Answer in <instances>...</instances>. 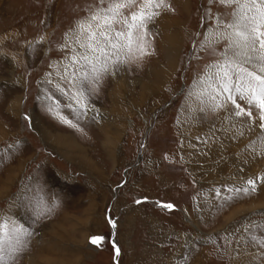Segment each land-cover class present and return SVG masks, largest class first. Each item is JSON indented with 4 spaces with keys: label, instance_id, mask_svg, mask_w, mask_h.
<instances>
[{
    "label": "rangeland",
    "instance_id": "1",
    "mask_svg": "<svg viewBox=\"0 0 264 264\" xmlns=\"http://www.w3.org/2000/svg\"><path fill=\"white\" fill-rule=\"evenodd\" d=\"M168 2L171 10L148 25L151 55L119 70L133 83L123 99L126 121L104 124V112L121 109L110 98L113 76L85 92L84 110L61 79L65 34L96 0H0V215L32 232L15 264H264L253 239L264 234V183L247 194L224 187L264 173V155L249 146L256 140L259 152L261 130L257 123L231 139L223 110H199V77L224 42L216 55L201 44L216 39L217 16L231 19L232 8L218 0ZM130 56H140L135 43ZM63 134L76 144H65ZM218 144L237 157L226 159L227 173L213 175L222 161L207 150ZM248 160L249 175L240 171ZM94 235L104 237L99 246ZM11 243L6 235V261Z\"/></svg>",
    "mask_w": 264,
    "mask_h": 264
},
{
    "label": "snow or ice",
    "instance_id": "2",
    "mask_svg": "<svg viewBox=\"0 0 264 264\" xmlns=\"http://www.w3.org/2000/svg\"><path fill=\"white\" fill-rule=\"evenodd\" d=\"M212 2L209 0L210 6ZM218 2L232 8L231 19L225 21L217 16L216 39L201 44V47H207L216 55V46L224 42L223 50L218 53L219 59L206 65L205 73L199 77V82L204 86L200 97L204 106L199 110H223L226 113L224 119L231 125V129L226 127L224 131H234L231 139L244 136V129L251 131L258 123L262 133L258 137L262 141L260 150L256 152V140L251 141L249 146L255 154L264 155V0ZM168 10H171L168 0H96L95 4L88 6V15L76 21L75 27L65 34L68 42L61 45L65 50L64 59L68 61L61 79L77 90L75 99L82 110L89 105L82 103L80 98L87 100L85 92L99 91V84L105 76L115 75L122 66L151 55L145 47L149 42L144 39L150 35L148 25ZM208 11L211 12L210 7ZM134 43L140 49L139 57L130 56ZM205 88L211 89L206 101L203 100ZM229 102L231 111L228 110ZM241 102L246 106H242ZM254 110L258 112V117L253 115ZM64 119L77 127L71 120ZM258 183H264V173L243 179L239 186L226 184L224 187L237 194H247L255 192ZM215 191L220 195V188ZM158 203L166 209L175 207L171 203ZM110 222L115 224V221ZM6 235L12 242L11 251L14 253L8 261L5 260ZM31 235L32 232L18 221L0 215V264H15V259L27 244V237ZM253 239L264 249V234L260 239ZM103 240V236L90 237L91 243L98 246ZM115 251L117 255L120 254L118 247H115Z\"/></svg>",
    "mask_w": 264,
    "mask_h": 264
},
{
    "label": "bare ground",
    "instance_id": "3",
    "mask_svg": "<svg viewBox=\"0 0 264 264\" xmlns=\"http://www.w3.org/2000/svg\"><path fill=\"white\" fill-rule=\"evenodd\" d=\"M113 76V78H114V83H113V88H112V91L110 92V98H111V102L114 104V106L115 107H118L119 108V106H121L120 108V110H116V109H114L113 111L115 112V113H109V111L108 112H104V114H102L103 115V118H104V124H105V122H108L109 120L111 121V122H119V124H120V122H121V124L124 122V121H126L125 119H124V112L125 111H123V109H125L124 107V105L126 104L125 102H124V100L123 99H125V95H126V93H127V91H131V90H133V83H130V82H128V80L125 78V76H124V73H121V72H118L117 74H115V75H112ZM154 87H152V84L150 83V84H146L144 87H143V92L141 93V95H144V94H146L150 89H153ZM128 94V93H127ZM21 100H19L18 101V103H13L12 104V107H17L18 109H19V107H20V105H21ZM123 106V107H122ZM114 115H116V116H114ZM36 119V118H35ZM37 121H38V119H37ZM39 122V121H38ZM115 123V124H116ZM108 123H106V125H107ZM124 124V123H123ZM40 126V125H39ZM116 126H118V125H116ZM122 127V125H119V127ZM36 127V126H35ZM49 127H51V126H49ZM109 128V127H108ZM48 129H46V131H47ZM51 130V129H50ZM106 130V129H105ZM108 130V129H107ZM43 131V130H42ZM61 131V130H60ZM116 131H118V132H120V133H122L121 131H119V130H116ZM45 133V132H44ZM47 134L49 133V130H48V132H46ZM120 133H117V140L118 139H120V137H121V135H120ZM47 134H45L44 136H46ZM51 134V133H50ZM72 134V133H71ZM70 134V135H71ZM69 135V134H68ZM67 134L65 135V134H63V138L67 141V142H65V144H68V146H74L76 143L74 142V141H72L71 139V137L70 136H68ZM72 136V135H71ZM74 136V135H73ZM110 138V137H109ZM117 140H115V141H117ZM70 141V142H69ZM118 142V141H117ZM224 142V141H223ZM111 143V145L112 146H115L116 145V142H114L113 144H112V142H110ZM223 145V144H222ZM220 146L219 144L218 145H214L213 147H212V149L210 150V152L208 153V150H207V154L210 156V157H212V159H214V160H217V159H220V157H221V159H220V161H222L221 162V164H220V166H218L216 169H215V171H213L211 174H213L214 175V172H215V174L217 173V172H219V173H227L228 172V167L230 166L229 165V161H227L226 159H228L229 160V158L231 159V161H233V157H237V155L236 154H234V152H233V154L232 155H227L226 153L228 152L227 150H228V148H226L225 146ZM74 148V147H73ZM207 149V148H206ZM231 149V148H230ZM81 153V152H80ZM83 153V152H82ZM64 155H66L67 157H68V155H67V153H63ZM72 155V154H71ZM203 155H204V153H203ZM202 155V156H203ZM240 156H238V158H239ZM70 158H71V156H70ZM82 158H86L85 156H83ZM81 158V159H82ZM243 158V157H242ZM236 159V158H235ZM74 160V159H73ZM223 160H226V161H223ZM80 161V160H79ZM231 161H230V163H231ZM81 162H83V160H81ZM244 163V162H243ZM243 163H242V170H243V173H246V174H250V173H252V172H250V171H252L253 170V165H254V162L253 161H250V160H248L247 162H245V164L243 165ZM235 168V167H234ZM250 172V173H249ZM221 175V174H220Z\"/></svg>",
    "mask_w": 264,
    "mask_h": 264
},
{
    "label": "water",
    "instance_id": "4",
    "mask_svg": "<svg viewBox=\"0 0 264 264\" xmlns=\"http://www.w3.org/2000/svg\"><path fill=\"white\" fill-rule=\"evenodd\" d=\"M111 224H112L113 228H115V224H113V223H111Z\"/></svg>",
    "mask_w": 264,
    "mask_h": 264
}]
</instances>
